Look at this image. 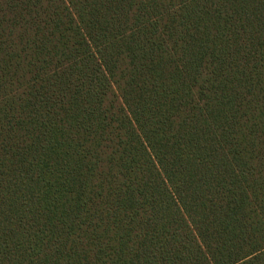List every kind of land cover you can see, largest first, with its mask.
Here are the masks:
<instances>
[{
	"label": "trees",
	"instance_id": "16d2710c",
	"mask_svg": "<svg viewBox=\"0 0 264 264\" xmlns=\"http://www.w3.org/2000/svg\"><path fill=\"white\" fill-rule=\"evenodd\" d=\"M0 264H264V0H0Z\"/></svg>",
	"mask_w": 264,
	"mask_h": 264
}]
</instances>
